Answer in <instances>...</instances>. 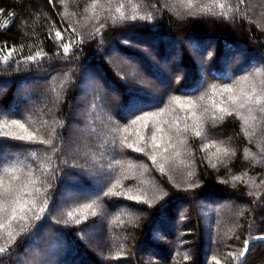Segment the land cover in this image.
Instances as JSON below:
<instances>
[{"label": "trees", "instance_id": "obj_1", "mask_svg": "<svg viewBox=\"0 0 264 264\" xmlns=\"http://www.w3.org/2000/svg\"><path fill=\"white\" fill-rule=\"evenodd\" d=\"M139 41H158L156 53ZM108 46L147 74L129 77L133 66L103 57ZM101 70L118 91L89 89L76 122L85 142L72 144L80 82ZM47 78L49 113L25 112L26 89ZM0 109V264L29 244L54 264H238L244 241L264 236V0H0ZM66 187L78 193L54 210ZM199 202L217 205L209 231ZM98 228L110 235L101 250L85 233ZM242 264H264V240Z\"/></svg>", "mask_w": 264, "mask_h": 264}, {"label": "rangeland", "instance_id": "obj_2", "mask_svg": "<svg viewBox=\"0 0 264 264\" xmlns=\"http://www.w3.org/2000/svg\"><path fill=\"white\" fill-rule=\"evenodd\" d=\"M134 44L136 42H133ZM159 42H155V41H152V44L151 43H148V42H145V41H139L138 45L139 46H142L143 49L145 50H149L151 53H156L157 51V46L156 44H158ZM214 48H216V44L215 46H213ZM179 48H181V45H179V43H176L175 46L172 48V50L176 53L177 52V55L174 56L173 60H179L182 58V54L179 53ZM195 51V49H194ZM244 52V51H243ZM174 53V55H175ZM190 54H192L193 56H196L195 58H200V54H198V52H193V48H190V51H189ZM203 55V54H202ZM103 57L105 59H109V60H112L114 62H117L116 65L119 67L121 66H133V70L135 72H129V77H135L137 74H144L146 75L147 72L146 70L142 67V65H140V61L137 60V58H132L130 56H127L124 52H120L116 47H111V46H108V48L106 49V52L103 54ZM161 63L164 64L166 61L164 59H161ZM172 60V61H173ZM199 60V59H198ZM231 60V57L230 59ZM172 61H170L169 64L173 63ZM169 62V61H168ZM227 63L230 62V61H226ZM231 62L233 63H236L237 62V59L232 56V60ZM119 67V68H120ZM135 68V69H134ZM251 68H254V66ZM180 70H183V67L180 66ZM99 75H94V76H86L84 79L81 80L80 82V87L84 89V92H81L78 96V100L76 101V104H75V107H74V113L72 114V118L69 119V123L68 125L72 126V129L70 130V132L68 133V136H67V139L66 141H70L72 142V140H75V141H78L77 143H83L85 142L83 140V137L85 136L83 133L82 130L79 129L78 126H76V122L78 120H80L82 117L85 116V113H86V110H88V107L85 106V100L87 98V95L89 94V89L90 88H97L100 87V91L103 93H107V91L112 95V96H116V92L118 91L116 89V87L111 84V83H107V79H105L104 75H105V71L101 70L98 72ZM167 73V72H166ZM134 75V76H133ZM141 76V75H140ZM142 78H143V75H142ZM140 78V79H142ZM50 78H47V80H43V84H41V87H43L42 90H38V91H34V90H28L26 89L27 92L30 91V94L32 95V98L31 100H26V102H24V110L25 112H31L33 111L34 108H37L38 106H40V108L43 109L44 112L46 113H49L47 112L49 107H51L52 105H54L55 101H56V94H54L53 92V95H52V90H53V85H51L52 83H50L49 81ZM103 79V80H102ZM155 79V78H154ZM157 79V78H156ZM106 83L101 85V82H104ZM159 81V80H158ZM156 81L155 83V87L159 90H162L164 89L165 85L164 84H167V82H163V81ZM32 83H29L28 86H30ZM106 86V88H104ZM55 88V86H54ZM97 91L98 88H97ZM33 93H34V96H33ZM50 94V95H49ZM23 96L25 97V93H23ZM159 96V94H155V97ZM161 96V95H160ZM159 96V97H160ZM94 105L95 104H92V108L91 109H94ZM0 111H2L0 109ZM97 114V112H96ZM93 142L92 145H94L95 147H99L98 144H96L94 141H91ZM73 143H76V142H72ZM21 150H19L17 153H13L11 154V158L15 160V162H17V165L16 166H19L20 164L19 163V159H17L18 157V154L19 155H22V153H20ZM70 153V155H76V148H70L67 150V155ZM86 157V156H85ZM7 157H4L3 159L4 160H7L6 159ZM100 169V168H99ZM102 186L101 183H97V185L95 186L94 190H88L84 193L80 192V195H85V196H90V194H96L98 193V188ZM74 193H78L77 191L73 192L70 188L66 187V188H62L61 189V192L59 194V197H60V201L54 206V210H57L61 207H63L64 205L68 204V202L70 201V199L74 196ZM233 200V198H232ZM212 205H216V203H212ZM212 205H209V203L207 202H199L196 207L200 210V213H201V216L204 218V221H205V229L207 231H209V226H208V223H207V218H206V211H212L213 208H212ZM120 207V205H117L116 206V211L118 210V208ZM183 204H177V209L176 211L174 212V214H176V216L180 214L179 218H177V220L175 221L177 224L179 223L178 220H181L180 218L182 217V209H183ZM132 212H137L136 210H131ZM169 219V218H168ZM171 225L173 223V221L171 222ZM174 225V224H173ZM170 226V225H169ZM171 228V227H170ZM169 228V229H170ZM46 229V232L43 230V234L46 236H53V227H45ZM171 230V229H170ZM177 234H181V231H179V229L176 231ZM86 233V240L88 242H92L91 244L94 245V243L97 245L98 249L101 250L102 247V243L101 241L102 240H105L108 236L110 237V235H107L104 236V233L102 230H100V228H98L95 232H85ZM152 233V232H151ZM179 234V235H180ZM43 235L40 234V238H42ZM208 246V244L206 245ZM63 247V246H61ZM39 249L36 248V246L32 245V244H29L23 253H17L16 254V257H17V263L16 264H30V262L27 260V257L29 256L30 257H34L35 261L31 262V264H54L56 261L55 259L52 257L51 253H50V249L47 248V249H42L40 252H38ZM50 253V254H48ZM154 254H152L148 249H142V250H139L137 252V256L142 259L143 261H148L149 259H151V257H153Z\"/></svg>", "mask_w": 264, "mask_h": 264}, {"label": "snow or ice", "instance_id": "obj_3", "mask_svg": "<svg viewBox=\"0 0 264 264\" xmlns=\"http://www.w3.org/2000/svg\"><path fill=\"white\" fill-rule=\"evenodd\" d=\"M219 7L223 8L224 5L221 4V5H219ZM59 35H60V33H57V36H58V37H59ZM65 50H67V49H65ZM225 91H231V89H225ZM248 100L251 101V100H252V97L249 96V97H248ZM233 102H235V99H234V98H233ZM255 102H256V103H259L260 101H259V99H257ZM175 103H177V104L180 103L179 98H177V99L175 100ZM189 106H194V102H189ZM240 106L243 107L244 105L241 104ZM221 110H223V109H221ZM140 119H145V117H141ZM134 123H135V121H134ZM12 124H13V125H16L17 127L21 128V129L24 128V125H23V124H19L17 121H13ZM196 135H200L199 131L196 132ZM19 138L23 139L24 137H19ZM33 138H34V137H33L31 134L28 136V139H33ZM90 207H91V205H87V206H86V208H90ZM41 211H43V209H41ZM12 212H13L12 219H16V216H15L16 209H12ZM71 215H72V214L69 213V216H71ZM2 227H3V225L0 224V228H2ZM248 245H249V241H248V240H245V241H244V249L240 252V257H241V258H243L244 255L246 254V252L248 251ZM4 251H5V249L2 248V247H0V252H4ZM217 264H218V262H217Z\"/></svg>", "mask_w": 264, "mask_h": 264}, {"label": "water", "instance_id": "obj_4", "mask_svg": "<svg viewBox=\"0 0 264 264\" xmlns=\"http://www.w3.org/2000/svg\"><path fill=\"white\" fill-rule=\"evenodd\" d=\"M260 240H264V236H257V237H253V238H251V239L248 240V241H249L248 251L246 252V254L244 255L243 258L240 257V261H239L238 264H242L243 261L245 260L246 256L248 255L250 245H251L252 243L258 242V241H260Z\"/></svg>", "mask_w": 264, "mask_h": 264}]
</instances>
